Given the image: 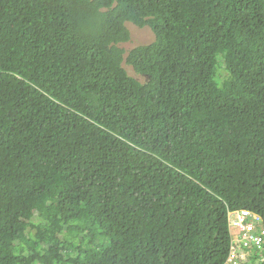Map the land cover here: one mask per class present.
Returning a JSON list of instances; mask_svg holds the SVG:
<instances>
[{"label":"trees","instance_id":"trees-1","mask_svg":"<svg viewBox=\"0 0 264 264\" xmlns=\"http://www.w3.org/2000/svg\"><path fill=\"white\" fill-rule=\"evenodd\" d=\"M230 209L264 224V0H0V264H225Z\"/></svg>","mask_w":264,"mask_h":264},{"label":"built area","instance_id":"built-area-1","mask_svg":"<svg viewBox=\"0 0 264 264\" xmlns=\"http://www.w3.org/2000/svg\"><path fill=\"white\" fill-rule=\"evenodd\" d=\"M230 234L234 237L233 253L225 264H257L264 261V227L261 217L255 211L247 209L228 210ZM259 250L260 256L252 261L253 250ZM237 260V262L235 261Z\"/></svg>","mask_w":264,"mask_h":264},{"label":"rangeland","instance_id":"rangeland-1","mask_svg":"<svg viewBox=\"0 0 264 264\" xmlns=\"http://www.w3.org/2000/svg\"><path fill=\"white\" fill-rule=\"evenodd\" d=\"M138 37L142 38L144 42L152 41L154 39V35L151 33L149 28H138L137 30ZM129 44V43H128ZM128 44H126L128 46ZM133 73V70H131Z\"/></svg>","mask_w":264,"mask_h":264},{"label":"bare ground","instance_id":"bare-ground-1","mask_svg":"<svg viewBox=\"0 0 264 264\" xmlns=\"http://www.w3.org/2000/svg\"><path fill=\"white\" fill-rule=\"evenodd\" d=\"M247 210H250V209H247ZM255 214H257V215H259V216L261 217L262 221H261L260 226H261V227H264V224H263V217H262V215H261L260 213H258V212H255ZM233 238H234V237L232 236V238H231V247H230L229 256H231V254L233 253V245H235L234 242H233V240H234ZM229 256H228V257H229ZM235 261L237 262V260H235ZM241 264H247V263L242 262Z\"/></svg>","mask_w":264,"mask_h":264}]
</instances>
